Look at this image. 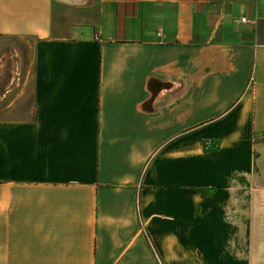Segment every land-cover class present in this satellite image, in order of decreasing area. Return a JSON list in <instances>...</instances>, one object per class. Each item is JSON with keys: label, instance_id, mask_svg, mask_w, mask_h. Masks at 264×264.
Segmentation results:
<instances>
[{"label": "crops", "instance_id": "crops-1", "mask_svg": "<svg viewBox=\"0 0 264 264\" xmlns=\"http://www.w3.org/2000/svg\"><path fill=\"white\" fill-rule=\"evenodd\" d=\"M0 36V264H264V0H0Z\"/></svg>", "mask_w": 264, "mask_h": 264}, {"label": "rangeland", "instance_id": "rangeland-1", "mask_svg": "<svg viewBox=\"0 0 264 264\" xmlns=\"http://www.w3.org/2000/svg\"><path fill=\"white\" fill-rule=\"evenodd\" d=\"M23 43L13 36H0V119L30 116V92L25 96L22 88L31 75L32 53Z\"/></svg>", "mask_w": 264, "mask_h": 264}, {"label": "built area", "instance_id": "built-area-1", "mask_svg": "<svg viewBox=\"0 0 264 264\" xmlns=\"http://www.w3.org/2000/svg\"><path fill=\"white\" fill-rule=\"evenodd\" d=\"M241 19H242L243 21H251V19H250V18H247V17H242ZM95 38H96V39H99V36L96 35Z\"/></svg>", "mask_w": 264, "mask_h": 264}, {"label": "trees", "instance_id": "trees-1", "mask_svg": "<svg viewBox=\"0 0 264 264\" xmlns=\"http://www.w3.org/2000/svg\"><path fill=\"white\" fill-rule=\"evenodd\" d=\"M146 236H148V234L145 232Z\"/></svg>", "mask_w": 264, "mask_h": 264}]
</instances>
